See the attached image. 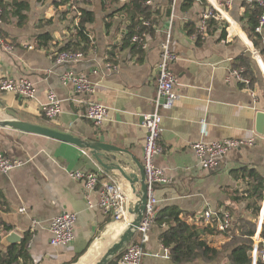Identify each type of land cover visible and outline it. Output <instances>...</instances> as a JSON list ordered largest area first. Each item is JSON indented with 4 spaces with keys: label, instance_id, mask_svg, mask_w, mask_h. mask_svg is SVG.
<instances>
[{
    "label": "crops",
    "instance_id": "obj_1",
    "mask_svg": "<svg viewBox=\"0 0 264 264\" xmlns=\"http://www.w3.org/2000/svg\"><path fill=\"white\" fill-rule=\"evenodd\" d=\"M24 1L28 3L24 25L17 27L15 19L9 25L0 23V31L9 35L7 43L0 39V80L28 79L33 83L35 97L27 101L14 94L0 93V120L17 119L83 142L111 145L125 151L118 159L130 163L131 169L126 173L139 174L137 166L143 167L146 134L143 121L153 111L156 67L161 45L169 36L170 49L176 56L171 70L176 77L178 100L170 110H161L163 132L158 142L161 153L154 163L170 183L155 187L156 215L171 208L179 210L186 223L197 227L200 238L219 251L233 236L205 231V225L209 224L204 218L206 211L213 217L229 214L232 229L254 221L257 233L262 235L264 200L261 213L254 218L248 201L242 198L249 180L237 174L246 168L264 179V138L255 133L256 113L264 112V67L260 65V53L258 60L252 56L251 52L259 49L250 43L241 23L243 2L250 0H231L229 16L233 27L226 29L224 37L217 31L200 41L191 40L185 26L196 27L210 6L208 0H190L193 4L189 8L182 7L185 0H149L160 18L154 34L146 37V48L136 43L139 50L134 43L122 47L123 17L114 15L107 20L112 10H103L101 0H88L86 10L91 22L86 28L92 48L71 65L54 62L72 34L64 18L67 6L61 0ZM44 33L50 34L53 42L47 49L37 48L35 38ZM260 49L264 50V39ZM109 52L113 55L110 62ZM242 56H248L254 63L257 82L251 88L230 76L235 61ZM107 65L113 70H108ZM66 72L87 77L93 93L78 94L64 85L61 77ZM50 92L61 102V113L54 120L41 113ZM92 102L108 111L99 127L85 116L87 105ZM225 139L254 142L230 150L217 169L202 170L191 145ZM0 150L7 158L22 163L10 173L0 174V191L8 206V212L0 213V219L10 232L21 237V242L27 236L32 264H94L126 228L97 207L98 189L87 192L81 182L69 177L71 172H94L100 182L116 185L128 199L126 209L130 220L133 219L129 211L136 205L140 186L135 184L132 189L117 171H105L86 150L7 127H0ZM62 213L76 217L74 241L68 247H53L49 244L48 227ZM165 227L154 221L143 245L141 264H174L159 240ZM224 261L221 257L211 264Z\"/></svg>",
    "mask_w": 264,
    "mask_h": 264
},
{
    "label": "built area",
    "instance_id": "obj_2",
    "mask_svg": "<svg viewBox=\"0 0 264 264\" xmlns=\"http://www.w3.org/2000/svg\"><path fill=\"white\" fill-rule=\"evenodd\" d=\"M76 1V0H73ZM81 1V0H78ZM210 6L203 12L195 31L190 39L200 41L207 38V22L214 20L226 31L233 27V22L229 16L231 0H208ZM256 2L258 6L264 8V0H250ZM124 2V1H123ZM149 3V2H148ZM67 9L75 17L74 25L78 24L81 13L73 2L69 3ZM1 15V10H0ZM264 29V12L259 17L255 32L261 34ZM238 26L236 31L238 32ZM146 35L135 36L132 42L138 43L141 48H146ZM252 56L259 59V52L253 50ZM79 52H60L56 54V65H71L79 62L83 58ZM176 56L170 49V39L168 38L161 45L160 60L156 67V98L153 102V111L144 117L143 128L145 129V141L143 146V170L147 185V204L143 218L136 232V237L124 248L118 264H141L143 257V245L146 242L157 209V199L155 197V187L164 186L170 183V179L164 171L155 166L154 159L161 153L158 145L162 128L161 110H170L178 100L175 92L176 77L171 70V65L175 62ZM108 70H113L111 65H107ZM243 69H234L231 77L237 81H242L249 85V81L244 79ZM61 81L64 85H69L78 94H92L94 89L91 82L84 75H75L66 72ZM0 93L17 95L24 100H32L35 97L33 83L28 79L3 78L0 80ZM41 113L46 119L54 120L61 113V102L54 93L47 95L46 103L41 106ZM107 108L99 103H89L86 109V118L95 126L99 127L107 118ZM253 139L236 140L225 139L211 143L196 142L191 145L195 159L202 170L211 171L217 169L219 162L230 150L253 145ZM22 163L17 160L7 158L0 150V174H8L20 167ZM69 177L81 182L87 192H95L98 189L99 201L97 207L104 213L111 216L113 221L122 222L125 227L130 223V218L126 209L128 199L121 190L110 182H100L99 176L94 172L74 171L69 173ZM212 216L210 211L204 213L206 220ZM76 217L74 214L62 213L54 218L48 227L50 234L49 244L53 247H68L74 241ZM230 216L225 213L219 224V231L225 232L230 227ZM35 225H33L34 227ZM253 264H264V236L260 232L253 238L252 246Z\"/></svg>",
    "mask_w": 264,
    "mask_h": 264
},
{
    "label": "trees",
    "instance_id": "obj_3",
    "mask_svg": "<svg viewBox=\"0 0 264 264\" xmlns=\"http://www.w3.org/2000/svg\"><path fill=\"white\" fill-rule=\"evenodd\" d=\"M204 1L207 2V0ZM71 2L77 6V9L81 13V17L78 19V24L74 25L75 17L69 10L66 11L64 18L67 20L69 30L72 34L59 52H79L84 56L92 48V42L89 39V33L86 28L87 24L91 22V15L86 10L89 2L88 0L60 1L63 5H68ZM148 2L149 0H101L103 10L106 8L112 10L111 13L106 16L107 20L113 18L114 15L123 17L122 23L125 25V34L121 40L123 48L131 47L133 43L132 39L135 36L144 34L148 37L154 34L158 25L157 22L160 18V13ZM192 4L193 1L185 0L182 7L189 8ZM242 7L244 9L241 18L243 31L253 47L259 49L261 62L264 67V50L260 49V45L264 39V29L261 34L255 32V27L259 17L264 12V8L258 6V4L253 1L250 3L243 2ZM0 10V23L2 25H9L11 19H15L17 27H20L26 22L25 12L28 10V3L24 0H0ZM166 15H169V11ZM109 26L107 22L106 28L108 29ZM206 26L209 36L219 31L221 36L224 37L225 31L216 21L209 20ZM195 28L193 24H186L185 26V30L188 34H192ZM0 39L7 43L9 35L0 31ZM52 42L53 39L48 33L40 34L35 38V45L37 48L47 49ZM134 47H136V49L139 48L135 42ZM107 55V61L110 62L113 55L111 52ZM234 69H243L242 76L244 79L249 80L250 88L256 84L257 78L255 75L254 63L248 56H242L237 59L234 64ZM239 173H241V178L243 180H246L245 178L249 180L246 191L242 193V198L248 201L252 216L256 218L261 213L264 200V179L253 170L246 168L241 169L237 174L239 175ZM225 210L228 212V209ZM6 212H8L7 202L0 191V213ZM222 218L223 215H217L215 217L210 216L209 224L205 225L204 230L219 234V224ZM154 221L159 225L166 226L159 240L163 247L169 251L170 259L174 264H187L196 261H202L204 264H211L221 257H224L225 261L220 264H253L251 256L253 246L252 238L257 234V226L254 221L243 222L238 228L233 227L232 229L230 226L229 229L224 232V236L233 237L229 238L230 240L227 241V244L224 245L220 251L203 241L199 236L197 227L186 223L183 214L175 208L169 209L168 212L157 213ZM10 230L11 229L4 225L0 219V240L2 237L1 234L9 233ZM262 236H264V229L262 230ZM122 253L123 251L108 264H118ZM0 264H32L27 250V236L17 245H12L6 249H0Z\"/></svg>",
    "mask_w": 264,
    "mask_h": 264
},
{
    "label": "water",
    "instance_id": "obj_4",
    "mask_svg": "<svg viewBox=\"0 0 264 264\" xmlns=\"http://www.w3.org/2000/svg\"><path fill=\"white\" fill-rule=\"evenodd\" d=\"M260 65L262 67L261 62ZM0 127H7L18 132L50 138L86 150L95 162L105 171H117L119 175L131 185L132 189H134L133 186L135 184L140 186L136 205L129 211V213L133 214V219L127 225L124 232L119 236L118 240L113 243L111 247L106 250L104 255L94 264H108L119 253H121L135 237L137 229L142 221L143 213L145 212L147 204V185L145 182L143 167L137 166L139 174L126 173L127 170L131 169L130 163L118 159L122 158V154H126L125 151L100 142H83L69 134L60 133L48 127L33 125L17 119L0 120ZM255 133L264 138V112L259 111L256 113ZM131 161L135 164V160L131 159ZM21 240L22 239L18 234L10 232L1 237L0 249H6L12 245H17Z\"/></svg>",
    "mask_w": 264,
    "mask_h": 264
}]
</instances>
